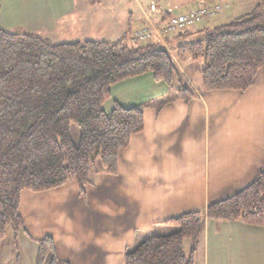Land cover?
Returning <instances> with one entry per match:
<instances>
[{
    "label": "crops",
    "instance_id": "crops-1",
    "mask_svg": "<svg viewBox=\"0 0 264 264\" xmlns=\"http://www.w3.org/2000/svg\"><path fill=\"white\" fill-rule=\"evenodd\" d=\"M162 1L153 22L184 4ZM228 1L227 12L242 5ZM147 12L143 0H0V28H20L55 43L85 40L80 37L86 34L115 42L141 26ZM208 23L203 20L193 34L179 39L199 38L198 30ZM174 58L195 96L174 99L158 111L146 108L143 130L119 150L117 173L93 175L84 196L75 182L23 190L24 228L16 245L12 236L2 240L0 264H36L35 240L46 236L53 239L57 258L68 264H124L127 247L172 231L161 221L202 210L256 177L264 166V65L243 91L205 90L202 64L189 56ZM166 90L164 82L145 72L113 84L103 109L110 112L116 102L132 107ZM194 264H264V225L206 221Z\"/></svg>",
    "mask_w": 264,
    "mask_h": 264
},
{
    "label": "trees",
    "instance_id": "trees-1",
    "mask_svg": "<svg viewBox=\"0 0 264 264\" xmlns=\"http://www.w3.org/2000/svg\"><path fill=\"white\" fill-rule=\"evenodd\" d=\"M199 38L171 46L176 56L201 59L205 90L247 89L264 65V0L247 13L198 30ZM190 29L174 38L189 37ZM153 73L166 92L132 107L103 104L119 81ZM195 91L184 83L175 58L156 42H52L22 29L0 28V243L10 228L16 245L23 229V190L39 192L75 182L84 196L92 176L117 173L119 150L143 130L146 108L188 101ZM79 128L73 143L70 125ZM264 225V166L244 188L202 210L161 221L165 234H151L124 252V264H194L205 222ZM190 239V250L184 241ZM36 264H68L57 258L50 236L35 240Z\"/></svg>",
    "mask_w": 264,
    "mask_h": 264
},
{
    "label": "rangeland",
    "instance_id": "rangeland-1",
    "mask_svg": "<svg viewBox=\"0 0 264 264\" xmlns=\"http://www.w3.org/2000/svg\"><path fill=\"white\" fill-rule=\"evenodd\" d=\"M182 1H183L184 4H182V8L180 10H177L179 8H177V9L175 8L176 10H172L170 12H185V11H187L189 9H194V8H196L198 6H204V5L205 6H211V5H214L215 3L220 4L221 5V9L216 13V15L214 17L210 18V19H206V21L209 22L208 26L214 27V26H217V25L224 24V23L230 21L231 19H233L235 17H238L240 15H243V14L247 13L253 7V5L255 3H259L261 0H253L254 2L252 0H234V2L242 3V5L239 6L236 10L234 9L233 11L230 10L228 12L224 11V9L228 8L229 5H230L229 4L230 1H228V0H209V4H207L206 0H182ZM151 4L155 5L156 11H157L159 6H165L163 4L162 0H143V7L148 9L147 14H149V6ZM189 4H195V5L194 6H188ZM168 14L169 13H167V15ZM166 17H165V19H166ZM165 19H162L161 21H163ZM158 21L159 20H157V21H155L153 23L157 24ZM199 23H201V22H199ZM199 23H197V25ZM197 25H195L193 28H190V30H194L197 27ZM138 27L139 26H137L136 28L132 29L128 34L125 35V36H127L129 43L132 42L131 38H130L131 35H132V32L135 29H137ZM174 35L176 36V34L168 35V36H165L163 38V40H161V41H156L155 40L153 42H156L158 45L166 47L169 50V52L171 53V55L174 57L175 56V52L171 48L172 45L171 44L169 45L168 42L171 43L173 41H176L175 45L183 42V40H180L179 38L172 39V38L175 37ZM80 38L81 39H85V40L86 39L102 40L101 37L93 38L89 34L81 36ZM195 61L200 62L202 64V60L201 59H197ZM70 134H71V138L73 140V143L75 145H77L78 142H79V128L75 124H71L70 125ZM11 236H12V234H11V230L9 228L8 231H7V235H6V237L4 239L5 240H10ZM190 242H191L190 239H186L184 241V249H185V252L187 253V255H188V252H189L190 246H191Z\"/></svg>",
    "mask_w": 264,
    "mask_h": 264
},
{
    "label": "built area",
    "instance_id": "built-area-1",
    "mask_svg": "<svg viewBox=\"0 0 264 264\" xmlns=\"http://www.w3.org/2000/svg\"><path fill=\"white\" fill-rule=\"evenodd\" d=\"M221 9V5L215 3L211 6H198L185 12H169L166 19L154 24L151 17L156 12L154 4L149 6V14L145 17L142 25L132 32L131 41L134 43H149L154 38L163 40L165 36L177 34L193 28L204 19H210Z\"/></svg>",
    "mask_w": 264,
    "mask_h": 264
}]
</instances>
